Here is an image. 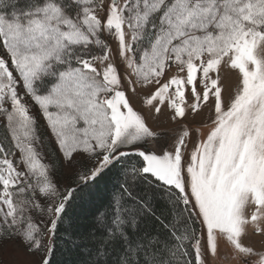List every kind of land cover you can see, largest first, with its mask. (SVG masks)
<instances>
[{"label": "snow or ice", "instance_id": "6c2138e0", "mask_svg": "<svg viewBox=\"0 0 264 264\" xmlns=\"http://www.w3.org/2000/svg\"><path fill=\"white\" fill-rule=\"evenodd\" d=\"M104 180L81 233L71 210ZM8 245L17 264H264V0H0Z\"/></svg>", "mask_w": 264, "mask_h": 264}, {"label": "trees", "instance_id": "16d2710c", "mask_svg": "<svg viewBox=\"0 0 264 264\" xmlns=\"http://www.w3.org/2000/svg\"><path fill=\"white\" fill-rule=\"evenodd\" d=\"M112 184L108 180L100 182V195L95 199L91 205L80 204L71 210L73 218V227L81 233H87L92 226V217L96 212L97 207H100L107 197L108 191L111 189ZM57 261H63L64 264H79L83 259L78 252H66L64 254H57L55 257Z\"/></svg>", "mask_w": 264, "mask_h": 264}, {"label": "rangeland", "instance_id": "374dc122", "mask_svg": "<svg viewBox=\"0 0 264 264\" xmlns=\"http://www.w3.org/2000/svg\"><path fill=\"white\" fill-rule=\"evenodd\" d=\"M132 102L134 106L137 108L140 107V104L136 98L132 99ZM148 123L151 127H153L156 131H162L165 128L170 127V123L167 120V114L161 115L158 119H154L152 117H149ZM204 132L207 131V129H203ZM149 151H152L154 149V145L151 143L147 144L146 147ZM61 183H64L63 179L61 178ZM18 257L16 254L12 251V246L8 245L3 251H0V264H17Z\"/></svg>", "mask_w": 264, "mask_h": 264}, {"label": "water", "instance_id": "95a60500", "mask_svg": "<svg viewBox=\"0 0 264 264\" xmlns=\"http://www.w3.org/2000/svg\"><path fill=\"white\" fill-rule=\"evenodd\" d=\"M145 147H147V145H145Z\"/></svg>", "mask_w": 264, "mask_h": 264}]
</instances>
